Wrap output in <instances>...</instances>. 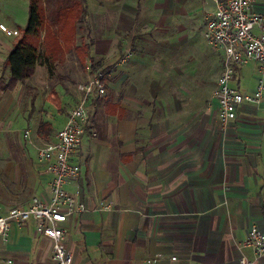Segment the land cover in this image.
<instances>
[{
	"label": "crops",
	"instance_id": "crops-1",
	"mask_svg": "<svg viewBox=\"0 0 264 264\" xmlns=\"http://www.w3.org/2000/svg\"><path fill=\"white\" fill-rule=\"evenodd\" d=\"M94 4L96 18L108 21L110 28L102 25L96 40L85 43L88 55L95 54L94 68L107 74L105 93L87 101L82 142L70 155L79 174L64 185L71 194L80 188L78 199L86 205L63 223L72 264H149L148 257H157L151 264L253 259L252 250L241 243L251 225L264 231V93L259 103L240 104L236 118L222 125L213 94L222 51L203 45L197 33L214 10L213 2ZM184 7L197 9L189 27L177 18ZM254 8L264 13V0H256ZM142 22L149 31L134 32ZM71 26L67 45L55 27L47 33L48 70L40 76L37 62L27 84L35 96L32 113L30 100L23 113V82L3 87L8 78L3 64L16 41L0 32V134L16 135L23 126L30 132L25 158L12 160L5 169L13 187L0 186L1 214L28 205L34 196L49 200L50 174L37 159L34 141L43 145L55 139L78 100L79 83L93 72L88 55L81 66L75 51L81 45L75 42L79 27L74 20ZM126 49L132 55L121 61ZM71 65L73 71L67 70ZM81 67L87 71L82 81ZM260 76L258 63L249 61L237 66L230 86L252 94ZM41 123L48 124L43 132ZM100 203L111 208H98ZM50 250L48 239L36 233L33 217L13 224L6 240L0 237V260H11L3 264H53ZM254 264H264V258Z\"/></svg>",
	"mask_w": 264,
	"mask_h": 264
},
{
	"label": "built area",
	"instance_id": "built-area-1",
	"mask_svg": "<svg viewBox=\"0 0 264 264\" xmlns=\"http://www.w3.org/2000/svg\"><path fill=\"white\" fill-rule=\"evenodd\" d=\"M214 10L205 18L203 38L214 49L222 51V67L216 78L213 94L218 99V117L225 127L236 118L237 108L243 102L259 103L264 93V13L254 8L256 0H211ZM2 32L9 37L19 36L17 28H9L1 24ZM132 55L126 49L121 61ZM255 61L259 65L261 76L258 78L252 94H243L230 86V81L237 66ZM107 72L98 68L93 70L89 78L79 83L80 95L76 104L68 111L62 128L56 131L55 139L37 147V159L45 164L50 174L49 200L37 196L32 197L26 206L9 208L0 213V237L6 240L13 224L23 225L30 217L34 218L35 231L50 242V259L53 264H72V253L65 244L66 229L63 226L75 213L86 209L85 203L78 199L80 188L74 194L69 193L65 184L69 179L78 176L80 166L70 161L71 153L80 146L85 132L87 120V101L93 94L105 93V77ZM24 137L30 140L28 129ZM1 208V207H0ZM98 208L110 209L109 204L100 203ZM243 247L252 250L253 259L245 256L239 258V264H254L264 258V231L251 225ZM171 259H175L172 257ZM157 257H148L151 264ZM11 263L10 259L0 260V264Z\"/></svg>",
	"mask_w": 264,
	"mask_h": 264
},
{
	"label": "rangeland",
	"instance_id": "rangeland-1",
	"mask_svg": "<svg viewBox=\"0 0 264 264\" xmlns=\"http://www.w3.org/2000/svg\"><path fill=\"white\" fill-rule=\"evenodd\" d=\"M43 4V28L41 33V39L40 41L43 42L41 46H39V59H38V73L41 76L44 69H47L48 64L46 62V55H45V45H47L46 36L47 33L50 31L51 27H55L57 30L55 33L58 34V32H61L63 35L61 37V40L67 45L69 41H71L70 38H68V35L72 31L71 21H75L76 25L79 27L78 36L75 39V42L78 44H84L85 42H88L92 39V41H95V33L97 30L105 26L108 30L110 28L108 21H101L100 19H97L96 17V11L97 8L95 6V1L97 3V0H41ZM110 1V0H108ZM109 6V3H107ZM28 6H29V0H0V25H6L9 28H17L19 29L20 33L23 32L27 19H28ZM192 8V9H191ZM189 10H186V7L183 8V12H181V15H177V18L179 17V22H182V24L186 27L190 26L189 20L192 18L191 14L194 18V14H196V8L189 7L187 8ZM190 11V12H189ZM208 14H206L207 16ZM192 18V19H193ZM204 21V20H203ZM205 23V21H204ZM203 23V26H204ZM141 28H137L134 30V32H146L149 31L148 23H140ZM151 27V26H150ZM112 28V27H111ZM202 26L198 27L197 33H203ZM157 29H162V26H159ZM0 32H2L0 28ZM88 32V33H87ZM45 35V36H44ZM6 36V35H5ZM19 36L16 37H7L8 41L14 43L19 39ZM67 36V38H66ZM89 36V37H88ZM91 38V39H90ZM204 39V38H203ZM60 41V40H59ZM45 43V44H44ZM203 45L210 46L204 39ZM93 47H95V44H92ZM92 47V51L94 48ZM210 48H212L210 46ZM213 49V48H212ZM94 56L95 54L90 53L87 58V63L92 65L93 67L97 64L94 62ZM118 56H115L114 61H116ZM222 60V59H221ZM89 66V69L91 71L96 70L98 68H91ZM86 67V66H85ZM213 64H210L208 66V70L212 71ZM74 66L71 65L70 67H67V70L73 71ZM85 69V68H84ZM48 70V69H47ZM86 69L83 70L81 67V81L86 78ZM4 80L6 78H3ZM32 80V79H31ZM30 79L27 78L23 84H22V90L20 93V101L23 104V113H26L28 111L27 105L29 104L30 95L31 92H27L26 86L29 83ZM26 85V86H25ZM51 97V95H50ZM43 103H45V93L42 94ZM29 101V102H28ZM28 129L24 126L22 127L21 131L14 135L12 133H7L6 135L0 134V186L4 190L11 189L13 187V183L9 181L7 176H5V169L7 168L8 163H11L12 160H18L22 161V158H25V152H26V145L28 144V140L24 137V131ZM42 142L36 140L34 141V146H41ZM36 147V151H37ZM37 153V152H36ZM18 158V159H17ZM18 163V161H17ZM24 199V195H21V193L18 194L17 200Z\"/></svg>",
	"mask_w": 264,
	"mask_h": 264
},
{
	"label": "trees",
	"instance_id": "trees-1",
	"mask_svg": "<svg viewBox=\"0 0 264 264\" xmlns=\"http://www.w3.org/2000/svg\"><path fill=\"white\" fill-rule=\"evenodd\" d=\"M43 9L41 0H29L26 26L19 39L7 54L3 64V67L8 69V78L3 84L4 88L11 89L17 82H24L34 73L36 63L39 59V41L43 28ZM89 48V45L86 43L75 47L82 67L85 64ZM26 90L27 92H31L32 87L26 86ZM30 96L31 109L29 113H32L35 96ZM47 126L48 124L41 123L39 127L41 132L45 131Z\"/></svg>",
	"mask_w": 264,
	"mask_h": 264
}]
</instances>
